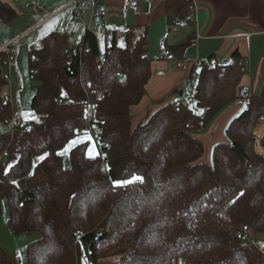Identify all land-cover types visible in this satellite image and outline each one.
Returning <instances> with one entry per match:
<instances>
[{
  "label": "trees",
  "instance_id": "obj_1",
  "mask_svg": "<svg viewBox=\"0 0 264 264\" xmlns=\"http://www.w3.org/2000/svg\"><path fill=\"white\" fill-rule=\"evenodd\" d=\"M165 3L168 23L172 14L189 13L186 0ZM15 16L0 1V20ZM103 39L100 69L92 34L73 50L70 65L64 34L50 33L40 48H30V110L37 120L0 132V216L5 201L11 234L40 236L27 244L26 264H264L254 242L264 233V158L253 150L264 80L227 125V141L213 146L207 166L199 163L204 146L193 134L236 102L243 77L238 53L199 68L192 104L183 94L132 127L129 110L151 77L148 34L128 27L107 30ZM7 61L1 50L0 126L16 116L3 95ZM82 86L105 91L92 127L108 148L104 158H88L87 142L76 144L65 169L60 152L88 135ZM259 144L264 150V135ZM133 177L142 181L115 183ZM0 264H17L1 240Z\"/></svg>",
  "mask_w": 264,
  "mask_h": 264
},
{
  "label": "crops",
  "instance_id": "obj_2",
  "mask_svg": "<svg viewBox=\"0 0 264 264\" xmlns=\"http://www.w3.org/2000/svg\"><path fill=\"white\" fill-rule=\"evenodd\" d=\"M91 1L94 2L93 13L100 10L105 11L106 23L108 18L114 20V15L109 12H116L120 6L131 12L128 19L125 18L122 30L118 29L120 32L111 29L109 25L108 30L110 31L120 34L128 27L136 29L138 33L146 31L148 35L152 31L150 35L153 39L159 30L155 43L152 41L151 46L149 42L147 47L146 54L151 60V77L145 86V94L139 104L129 110L132 127L145 122L164 105L174 102L177 95L187 94L192 81L195 80L191 78L192 73L196 74V78L198 76L199 67L193 65L197 59L210 58L224 62L228 61L234 53H238L243 68L242 72L240 67L243 77L237 89L238 94L247 92L250 96H255L260 92L264 80V0H186L189 2V9L192 5L195 6L196 20L194 24H182L178 27L167 22L165 0H138L140 2L139 11L128 7L127 0ZM78 8L75 5L70 6L71 17ZM144 8L145 17L142 19L147 21V16H150L151 25L136 23L138 21L135 20L134 11L141 14ZM171 16L181 18L175 14ZM93 20L91 24H94ZM154 24L160 26L152 30ZM171 28L177 30L173 31ZM91 30L93 31L92 28ZM93 32L95 33V31ZM193 34L198 36V42L197 46L192 48L189 47L188 42ZM159 56L161 59L156 60ZM9 85L8 93L12 95L15 86L10 78ZM185 87L187 92L184 93ZM34 93L35 91L33 95ZM239 114V109L234 106L225 108L216 116L207 135H195L194 138L202 144L204 143L202 140H206L209 148H213L212 146L217 143L227 141L224 131L231 120ZM4 204L6 206L5 202Z\"/></svg>",
  "mask_w": 264,
  "mask_h": 264
},
{
  "label": "rangeland",
  "instance_id": "obj_3",
  "mask_svg": "<svg viewBox=\"0 0 264 264\" xmlns=\"http://www.w3.org/2000/svg\"><path fill=\"white\" fill-rule=\"evenodd\" d=\"M0 1L6 4L7 6H9L10 8H12L16 13L15 18L11 22L5 23L2 20H0V51L7 46H11L15 57L11 63L10 69L7 70V72L9 73L11 72L10 75L8 74L6 77V82L8 86H6L3 89V95L8 97V99L12 103V109L16 114L15 119H13L12 121L8 122L5 125L0 126V132L6 133L11 129L12 125L15 122L25 125L31 122H35L37 120V116L29 109V103L31 97L33 96L34 89H33V83L30 80L27 69L28 53L30 48H35V49L40 48L41 41L50 33H58L59 35H63L66 32L68 25L70 23V17H71L70 6H72L71 3L73 0H0ZM44 4L46 5L44 6ZM96 11L98 10L96 9ZM95 13H93V9H92L89 14L95 16ZM109 14L114 15V20L113 18L111 20H109L108 18L106 23V28L108 29L110 25L111 29L122 30V28L125 25V18L128 19V16L131 14V12L127 11L126 8L120 6L116 9V12L114 13L109 12ZM134 14L136 17L135 20L138 21L136 22L138 25L152 24L151 20L149 19L150 16H147V21H145V19L144 20L142 19V17H145L144 16L145 8L141 14H137L135 11ZM87 17L88 15L86 14V18ZM96 21L97 18H94L93 20L94 24H91V28L93 29V31L98 32L99 27ZM153 21L155 22L154 18ZM79 25L80 24H78V26ZM154 25L155 26L153 27L152 30L160 26L156 24ZM171 30L176 31L177 29L171 28ZM118 32H120V30H118ZM151 32L148 35L150 45L152 44V41L155 43V39L157 34H159V30L157 31V34L153 37V39H151V35H150ZM98 38L100 40V43L103 44L104 39L101 38L100 35H98ZM119 46H123L122 42H120ZM8 76H10V79L11 81L14 82V86H15L12 95H9L8 93V88L10 87L9 80L7 79ZM183 91L184 93L187 92L186 87L183 89ZM179 96L180 95H177V97ZM229 106L230 107L234 106L235 108H238L239 113L243 109L242 107L238 106L235 103ZM211 124L212 123H210L204 130L199 131L196 134L194 133L193 136L207 135V132ZM262 127H264V117H261L259 119L258 126L253 132V136L255 138L253 150L257 155L262 156L264 158V154L258 152L255 147L256 141L259 144V140L264 135V130L260 138H258V136L256 135V132L262 129ZM94 130L96 132L99 131L98 129H94ZM202 141H204L203 143L204 155L199 162L207 166H211L212 148H209L206 140H202ZM82 142H87L88 144V149L86 154L87 157L88 158L97 157L98 154L89 135L79 136L70 143H68L67 146L64 148V150L60 152L63 166L65 169L69 168V161L67 156L69 150L76 144L79 143L81 144ZM4 202L5 201L2 202L1 216H0L1 246L3 250L17 264H26V252H25L26 245L30 242L38 240L40 237L35 234H25V233L17 236L12 235L7 225L8 211L6 209ZM254 242L258 246L260 251L264 252V235H259V236L254 235ZM115 261L116 260L114 259L100 260L98 264H112Z\"/></svg>",
  "mask_w": 264,
  "mask_h": 264
},
{
  "label": "built area",
  "instance_id": "obj_4",
  "mask_svg": "<svg viewBox=\"0 0 264 264\" xmlns=\"http://www.w3.org/2000/svg\"><path fill=\"white\" fill-rule=\"evenodd\" d=\"M71 4L78 6L79 8L74 12L72 17L70 18V23L68 25L66 32L64 33V35L68 38V42H69L67 49H66V54L68 56V65L71 64L72 57H73V50L76 48L79 49V47H81L84 44V37L86 34H92L99 48L100 54L98 56V62H99L98 69H100L101 65L104 63V59H103L101 43L98 38V35H100V37L103 38L106 36L107 30H108L106 28L105 11L100 10L95 14V16L89 15L90 11L94 8V2L91 0H74L72 1ZM127 6L130 8H133L136 11L140 10V2L138 0H127ZM194 12H195V6L192 5L189 9V15H187L185 19H178V18H174L173 16H171L170 23L174 27H178L182 24H194L196 20ZM86 14L88 15L87 18H86ZM94 18H97V22L99 26V32H95V33L91 30V27H90L91 21ZM78 24L80 25L78 26ZM197 42H198V36L193 34L189 39L188 45L189 47L193 48L197 46ZM3 50L6 54H8L7 67L8 69H10L11 63L15 58L14 52L12 51L11 46H7L3 48ZM80 50L82 49L80 48ZM84 52H87V51L85 50ZM159 59H161L160 56L156 58V60H159ZM213 61L214 60L209 59V58H206V59L201 58V59H197L193 65L195 67L200 68L207 63H213ZM240 67L243 72V68L241 64H240ZM9 78L10 76H8L7 79L9 80ZM191 78L196 79V74L192 73ZM190 87H191L190 90L185 95V99L189 104H192L194 102L193 87L192 85ZM82 90L84 91L85 96H86L84 100V104H83V108H84L83 120L85 121V123L89 125L87 134L89 135L99 157L104 158L103 150L108 148V144H104L102 142L100 132L99 131L96 132L92 126H93V122H94L95 114L97 110V102L103 97L105 91L95 90L93 88H90V86L88 87L82 86ZM250 97L251 96L249 93L242 92L241 94L238 95V98L235 104H237L238 106L242 108H246L247 102ZM105 168H108L107 163H105ZM135 183H137V181Z\"/></svg>",
  "mask_w": 264,
  "mask_h": 264
},
{
  "label": "snow or ice",
  "instance_id": "obj_5",
  "mask_svg": "<svg viewBox=\"0 0 264 264\" xmlns=\"http://www.w3.org/2000/svg\"><path fill=\"white\" fill-rule=\"evenodd\" d=\"M74 143V142H73ZM135 181H142V177H133V179L131 181L129 180H124V181H116L115 183L119 186H123L125 184H128V183H133ZM241 195H243V193H241Z\"/></svg>",
  "mask_w": 264,
  "mask_h": 264
},
{
  "label": "bare ground",
  "instance_id": "obj_6",
  "mask_svg": "<svg viewBox=\"0 0 264 264\" xmlns=\"http://www.w3.org/2000/svg\"><path fill=\"white\" fill-rule=\"evenodd\" d=\"M68 43H69V42H68ZM263 130H264V127H262V129H260L258 132H256V135H257L258 137H260L261 134H262V132H263ZM255 147H256V150H257L258 152H262V153L264 154V151L262 150V148L260 147V145L258 144V142L256 143Z\"/></svg>",
  "mask_w": 264,
  "mask_h": 264
}]
</instances>
